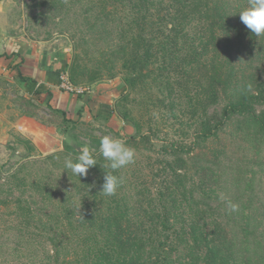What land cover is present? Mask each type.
I'll list each match as a JSON object with an SVG mask.
<instances>
[{"label":"rangeland","instance_id":"rangeland-1","mask_svg":"<svg viewBox=\"0 0 264 264\" xmlns=\"http://www.w3.org/2000/svg\"><path fill=\"white\" fill-rule=\"evenodd\" d=\"M128 1L0 0V13H5V27L19 31L17 35L26 38L29 45H42L43 50H50L52 57L64 60L67 66L62 72L67 71L70 82L76 88H82L110 80L123 82L128 73L122 68L125 58L121 52L127 44L125 35H121L131 22L124 16L126 12L123 13ZM189 1L193 8L202 10L191 13L193 11L187 9L183 21L186 26L181 22L182 28L177 19L167 23L168 27L180 29V35L185 34L179 45L183 63L178 62L180 67L169 70L172 78L169 85L161 82L162 77L153 81L154 76H150L151 72H160L162 62L150 64L149 77L144 81L137 79L133 89H127L123 82L125 89L115 102L116 117L119 122L124 121L119 128L109 123L107 117L80 120L76 112L63 116L59 110L44 107L39 101L19 94L10 80L0 77V108L11 123L8 138L0 144V264H52L47 261L44 250L50 236L41 232L42 224L37 220L42 219L53 226L59 222L53 214L57 210L75 206L76 212L82 204L79 191L82 186H90L83 183L85 176L78 178L64 168L65 158L70 156L44 159L64 151L65 142L73 147L77 145L74 156H78L84 147L96 152L105 135L122 139L134 149L135 162L114 172L104 158V164L99 162L122 180L114 197H123L127 201L129 216L134 219L138 217L134 213L138 204L145 205L148 195L156 201L158 191L164 192V186L169 182L167 177H174L171 144L189 146L197 136L203 117L219 113L228 97L235 90L245 89L246 83L254 91L253 81L257 77L264 79V36L251 35L239 18L238 12L247 6V0H220L224 10L219 13L214 27V18L204 9L215 0ZM172 2L164 0L162 7ZM158 11L154 13L152 32L160 37L163 30L168 29L162 28L163 23L170 19L167 12L158 14ZM222 14H225V20H220ZM227 31L230 37L225 35ZM238 34L244 39L240 51H237L241 47ZM250 37L255 41L247 45L246 40ZM232 39L229 52H225L224 46ZM216 49L228 89L221 91L217 102L211 104L205 89L213 74ZM75 66L77 72L72 69ZM162 73L167 76L166 70ZM256 107L260 110L264 104L259 103ZM254 131L253 126L233 117L224 122L218 135L199 141L191 156L198 155L192 161L199 159L201 162L197 165L201 167L204 186L210 185L219 200L214 202L229 201L222 206L228 209L225 217L231 225L228 228L234 230V224L244 220L250 221L251 225L259 223L261 226L255 229L258 237L263 239L259 240L260 245L264 246V138H254ZM24 154L30 156L21 159ZM95 169L90 168L87 177ZM188 173L198 180L194 169ZM48 184V191L43 195L39 191ZM98 186V183L94 185L95 188ZM101 197L98 205L104 207L106 204L102 203ZM190 199L186 196L180 208L189 206ZM229 204L238 205L237 210L231 211ZM36 206L38 214L33 216ZM186 212L190 215L194 211L189 208ZM71 235L66 230L61 237L71 240L74 237ZM66 250V257L70 258L74 251Z\"/></svg>","mask_w":264,"mask_h":264},{"label":"trees","instance_id":"trees-1","mask_svg":"<svg viewBox=\"0 0 264 264\" xmlns=\"http://www.w3.org/2000/svg\"><path fill=\"white\" fill-rule=\"evenodd\" d=\"M189 2V0H173L171 4L167 3V7H162L164 0L126 2L123 13L126 12L124 16L131 22L122 32L121 36L125 35L127 44L121 48V52L125 58L122 68L128 71L123 77L127 89H133L137 79L144 81L149 77L147 70L150 64L161 62L160 72L158 74L151 72L150 76H154L153 81L157 78L161 80L162 77V83L171 84L169 70L172 68L173 71V68L180 67L178 62L183 63L179 45L185 34L180 35V29L177 30L176 26L168 27L167 23L177 19L181 28V22L186 26V22L185 24L183 22L186 10H192L191 13L202 10L196 6L193 8L192 2ZM211 4L212 2L207 4L208 8L204 9V12H210L214 18V27L219 13L224 9L220 0H215ZM157 11L158 14L162 11L167 12L170 19L163 23L162 28L168 27V29L163 30L164 33L160 37L154 36L152 32L153 17ZM224 15H220V20H225ZM161 19L163 20L164 16ZM237 37L241 40L239 43L241 47L237 48V51H240L244 39L240 34ZM253 41L255 40L250 37L247 38L246 43L248 45ZM232 42L233 39L231 42L227 41L223 49L225 52H229ZM212 46L215 47L216 44L212 43ZM214 52L217 54L213 59V74L210 75L205 89L207 101L211 104L217 102L221 91L226 92L228 89V80L223 78L222 63L218 61L220 54L217 49ZM72 69L77 72V66ZM164 70L167 76L163 75ZM19 80H25L27 83L32 81L31 78L22 75ZM254 87L255 92L250 90L246 83L245 89L235 90L228 97L227 103L219 113H213L207 118L203 117L199 122L197 136L189 146L171 144L174 152V160L171 161L175 171L174 177H167L169 182L164 186V192L158 191L156 201L153 196L148 195L145 205L138 204L134 211L138 215L137 218L133 219L132 215L129 216L130 209L123 197L116 199V193L112 195L113 197H101L103 177L108 171L104 169L103 157L97 150L92 151L97 165L94 166L96 169L92 170L90 176L86 175L84 178L83 183L90 186L88 188L82 186V191H79L82 195L80 209L75 212L77 207L72 206L62 211L57 210L53 214L59 222L53 226L42 219L37 220L40 225L42 224L41 232L50 236L46 239L47 247H44L47 261L52 264H264V246L260 245L259 241L263 239L258 237L255 229L261 225L256 222L251 225L250 221L244 220L239 221L240 224H234V230L228 228L230 224L225 219L228 209L222 206L229 201L214 202L219 200L210 185L204 186L205 179H202L201 167L197 165L199 159L192 161L198 155L191 156L199 141L218 135L224 122L233 117L253 126L254 138H264V108L259 110L256 107L259 103L264 104V79L257 77L256 81H253L252 88ZM26 90L31 93L33 87H26ZM59 112L65 115L63 110L59 109ZM73 146L65 142L64 151L47 155L44 159L51 160L59 155H68L75 161L78 157L74 156L77 145ZM29 156L24 154L21 159H27ZM189 162L192 163L191 167ZM188 167L189 170L186 171ZM193 169L198 180L188 175ZM96 183L99 185L98 188L93 186ZM48 188L49 184L44 185L39 192L45 195ZM209 190L212 191L209 193ZM186 196L191 198V202L186 208H180ZM99 197L106 206L99 207ZM188 207L194 211L190 215L186 212ZM32 213L33 216H37V206ZM67 227H71L72 230ZM50 230H53L52 235ZM66 230L74 236L71 240H63L61 237V234H66ZM74 232L78 236L74 235ZM66 249L74 251L70 258L66 257L68 252Z\"/></svg>","mask_w":264,"mask_h":264},{"label":"crops","instance_id":"crops-1","mask_svg":"<svg viewBox=\"0 0 264 264\" xmlns=\"http://www.w3.org/2000/svg\"><path fill=\"white\" fill-rule=\"evenodd\" d=\"M5 13H0V77L10 80L19 94L39 101L44 107L77 114L78 119L108 118L116 127L124 124L116 117L115 102L124 91V83L118 80L82 87L80 92L67 91L60 87V74L66 69V62L52 57L50 50L28 43L11 27H5ZM31 78V83L20 81V76ZM32 84H34L32 86ZM26 87H33L30 93ZM78 112V113H77ZM106 118V119H107ZM11 123L0 108V144L8 138Z\"/></svg>","mask_w":264,"mask_h":264},{"label":"clouds","instance_id":"clouds-1","mask_svg":"<svg viewBox=\"0 0 264 264\" xmlns=\"http://www.w3.org/2000/svg\"><path fill=\"white\" fill-rule=\"evenodd\" d=\"M238 13L240 21L252 35L264 36V0H247V6ZM97 151L108 162V167L113 172L135 162L134 149L128 147L122 139L113 138L111 135L101 137ZM79 153L75 161L70 157H66L64 161V168L70 170L78 178L86 176L88 170L97 165L89 147L80 149ZM121 183L122 180L118 176L105 172L100 192L106 196H112ZM229 207L231 211H236L238 205L229 204Z\"/></svg>","mask_w":264,"mask_h":264},{"label":"built area","instance_id":"built-area-1","mask_svg":"<svg viewBox=\"0 0 264 264\" xmlns=\"http://www.w3.org/2000/svg\"><path fill=\"white\" fill-rule=\"evenodd\" d=\"M59 80H60V87H62L63 89L70 91V92L72 91L80 92L81 88H76L70 82L67 71H64L60 74Z\"/></svg>","mask_w":264,"mask_h":264}]
</instances>
